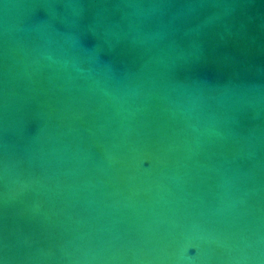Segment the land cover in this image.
Returning <instances> with one entry per match:
<instances>
[{
	"label": "water",
	"instance_id": "1",
	"mask_svg": "<svg viewBox=\"0 0 264 264\" xmlns=\"http://www.w3.org/2000/svg\"><path fill=\"white\" fill-rule=\"evenodd\" d=\"M0 264H264V0H0Z\"/></svg>",
	"mask_w": 264,
	"mask_h": 264
}]
</instances>
